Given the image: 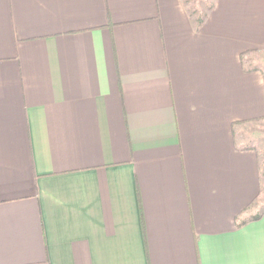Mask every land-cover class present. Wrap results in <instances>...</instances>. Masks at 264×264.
<instances>
[{
    "label": "crops",
    "instance_id": "0c3cea01",
    "mask_svg": "<svg viewBox=\"0 0 264 264\" xmlns=\"http://www.w3.org/2000/svg\"><path fill=\"white\" fill-rule=\"evenodd\" d=\"M259 47L264 0H0V264H264Z\"/></svg>",
    "mask_w": 264,
    "mask_h": 264
},
{
    "label": "rangeland",
    "instance_id": "374dc122",
    "mask_svg": "<svg viewBox=\"0 0 264 264\" xmlns=\"http://www.w3.org/2000/svg\"><path fill=\"white\" fill-rule=\"evenodd\" d=\"M187 6L204 9L211 0H184ZM245 67L258 69L264 77V47L248 51L245 54ZM238 142L243 146L254 147L258 153L259 166L261 169L262 188L257 200L249 206L250 213L264 209V117L257 120L243 122L236 126L235 131Z\"/></svg>",
    "mask_w": 264,
    "mask_h": 264
},
{
    "label": "trees",
    "instance_id": "16d2710c",
    "mask_svg": "<svg viewBox=\"0 0 264 264\" xmlns=\"http://www.w3.org/2000/svg\"><path fill=\"white\" fill-rule=\"evenodd\" d=\"M211 6V5H210ZM210 6H208V8H210ZM207 8V9H208ZM205 17V13H200V14H198V16H197V19H196V23L197 24H200L202 21H203V18ZM247 68V67H246ZM251 68V67H250Z\"/></svg>",
    "mask_w": 264,
    "mask_h": 264
}]
</instances>
